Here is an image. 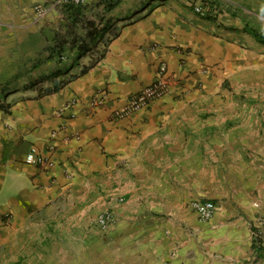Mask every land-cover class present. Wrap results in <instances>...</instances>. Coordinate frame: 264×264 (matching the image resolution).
<instances>
[{
  "label": "crops",
  "instance_id": "1",
  "mask_svg": "<svg viewBox=\"0 0 264 264\" xmlns=\"http://www.w3.org/2000/svg\"><path fill=\"white\" fill-rule=\"evenodd\" d=\"M200 1L217 15L195 14ZM50 3L0 0V73L15 84L0 106V264H264V91L237 96L264 0H85L75 20ZM160 63L167 93L114 119ZM32 146L53 165L26 163ZM196 200L215 203L210 220Z\"/></svg>",
  "mask_w": 264,
  "mask_h": 264
},
{
  "label": "built area",
  "instance_id": "2",
  "mask_svg": "<svg viewBox=\"0 0 264 264\" xmlns=\"http://www.w3.org/2000/svg\"><path fill=\"white\" fill-rule=\"evenodd\" d=\"M52 7L57 8L60 12V18L66 20L68 17V7L83 8L85 5V0H51ZM47 5L36 6L35 10L39 17H43L47 13ZM192 10L195 14L201 17L207 15H217V9L208 4L207 2H193L191 3ZM167 68L164 63L158 65L154 81L149 85L141 88L138 92L130 96L129 100L124 107L113 113L114 119H122L127 117L129 114L140 110L142 108H147L151 102L155 99L162 97L168 91V86L165 80ZM108 98V92L106 90L98 91L91 101V106L103 105ZM75 100L73 99L69 102L65 108L59 109L58 113L61 114L65 109L72 106ZM74 115L71 114L70 117ZM53 136V135H52ZM26 163L35 165H53V162L41 154V152L34 146H32L25 158ZM190 208L193 210L198 218L202 221L210 220L216 210V205L212 201H192L190 203ZM114 220V215L111 211H105L100 213L95 221L96 226L100 231H105L109 224ZM256 237L258 238L260 246L264 249V216L258 219V226Z\"/></svg>",
  "mask_w": 264,
  "mask_h": 264
},
{
  "label": "rangeland",
  "instance_id": "3",
  "mask_svg": "<svg viewBox=\"0 0 264 264\" xmlns=\"http://www.w3.org/2000/svg\"><path fill=\"white\" fill-rule=\"evenodd\" d=\"M263 49L260 48L259 54L257 56L253 57H245L244 58V64H248V66H251L250 68L247 66L244 68V76L248 79H252L251 84L247 86V88H244L243 90H239L237 92V96H240L241 98H255L256 93H263L264 91V46H262ZM5 73H0V104H5V98H8L15 90V84L12 82L14 80H10L8 77V73L6 70ZM8 75H7V74ZM20 80H25V76L27 74L22 71L19 74ZM9 80V81H8ZM22 81H19L18 83H21ZM27 84H30L27 83ZM247 103L245 105V109L247 108ZM254 107V106H253ZM261 127L264 128V122H262Z\"/></svg>",
  "mask_w": 264,
  "mask_h": 264
},
{
  "label": "trees",
  "instance_id": "4",
  "mask_svg": "<svg viewBox=\"0 0 264 264\" xmlns=\"http://www.w3.org/2000/svg\"><path fill=\"white\" fill-rule=\"evenodd\" d=\"M68 9H69L68 16L73 17L74 20L77 19V18H81L82 13H83L81 8H77V7H70L69 8L68 7ZM93 36H95V32L94 31H89V32L86 33L85 37H87V38L89 37L90 39H92ZM84 38H82L80 44H78V45H77V43H78L79 40L71 39L68 42V48L72 49V48H74L77 45L78 46V47L76 46L77 49L84 53L87 50L86 44L84 42ZM263 42H264V40H263ZM93 64H94V62H92L88 67H83L82 70H81V74L86 73L88 71L89 67H91ZM0 106H2V105L0 104Z\"/></svg>",
  "mask_w": 264,
  "mask_h": 264
}]
</instances>
